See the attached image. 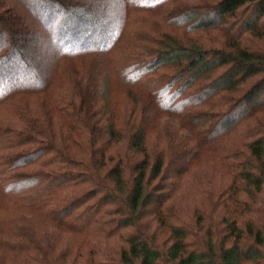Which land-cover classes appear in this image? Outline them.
Here are the masks:
<instances>
[{
    "label": "trees",
    "instance_id": "trees-1",
    "mask_svg": "<svg viewBox=\"0 0 264 264\" xmlns=\"http://www.w3.org/2000/svg\"><path fill=\"white\" fill-rule=\"evenodd\" d=\"M0 105V264H264V0H0Z\"/></svg>",
    "mask_w": 264,
    "mask_h": 264
},
{
    "label": "rangeland",
    "instance_id": "rangeland-1",
    "mask_svg": "<svg viewBox=\"0 0 264 264\" xmlns=\"http://www.w3.org/2000/svg\"><path fill=\"white\" fill-rule=\"evenodd\" d=\"M73 70V68L71 66H65L62 71H59V77L54 79V88L53 91L54 93H58V92H62L64 90V83H66V80L64 78L67 79V76L70 75V72ZM117 102H123L124 104L128 103V97L126 96L125 93L119 91L118 95H117ZM1 106V105H0ZM2 108H0V114L3 113V109H6V107L1 106ZM4 114V113H3Z\"/></svg>",
    "mask_w": 264,
    "mask_h": 264
}]
</instances>
